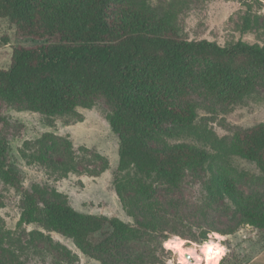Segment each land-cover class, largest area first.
Listing matches in <instances>:
<instances>
[{
    "label": "trees",
    "instance_id": "1",
    "mask_svg": "<svg viewBox=\"0 0 264 264\" xmlns=\"http://www.w3.org/2000/svg\"><path fill=\"white\" fill-rule=\"evenodd\" d=\"M1 20L13 31L14 43L9 65L0 68V103L25 105L31 113L52 118L104 101L119 141V170L133 169L172 191L180 189L186 172L194 174L212 158L186 143L163 150L147 143L156 135L173 136L192 127L196 104L191 85L230 106L264 81V45L186 40L138 0H0ZM9 41L3 36L0 44ZM37 144L38 163L56 171L75 170L68 142L45 136ZM7 149L0 129V179L21 195L19 225L42 226L79 250L96 253L128 242L137 228L146 229L77 212L38 186L21 190ZM220 149L222 156L253 163L264 179V123L235 134ZM208 191L211 202L227 198L239 208L242 226L264 232V204L245 206L232 184L218 175ZM46 240L42 236L45 245ZM0 264L11 263L0 258Z\"/></svg>",
    "mask_w": 264,
    "mask_h": 264
},
{
    "label": "rangeland",
    "instance_id": "2",
    "mask_svg": "<svg viewBox=\"0 0 264 264\" xmlns=\"http://www.w3.org/2000/svg\"><path fill=\"white\" fill-rule=\"evenodd\" d=\"M138 1L168 20L186 40H207L220 46L238 41L264 45V0ZM3 36L10 41L0 44V68L9 65L14 43L13 31L1 20L0 41ZM191 94L196 104L192 127L147 141L156 150L186 143L211 154L203 168L185 173L176 191L133 169L119 170V141L110 128V111L104 101L98 99L90 107L79 106L52 118L31 113L25 105L0 103L7 162L17 170L21 190L38 186L48 198L58 195L77 212L146 228H137L134 238L103 253L79 250L54 231L19 225L21 195L0 179V258L11 264H181L177 247L182 243L186 249L200 251L204 244L215 242L225 253L219 264H264V232L242 226L239 208L227 198L211 202L208 191L212 177L218 175L232 184L245 206L264 204L260 171L239 157L222 156L220 149L235 134L264 123V81L230 106L196 85H191ZM45 136L70 144L75 170L56 171L38 163L37 142ZM141 185L152 190L142 191Z\"/></svg>",
    "mask_w": 264,
    "mask_h": 264
},
{
    "label": "bare ground",
    "instance_id": "3",
    "mask_svg": "<svg viewBox=\"0 0 264 264\" xmlns=\"http://www.w3.org/2000/svg\"><path fill=\"white\" fill-rule=\"evenodd\" d=\"M177 248L181 264H219V260L225 255L224 249L215 242L204 244L200 251L196 248L186 249L183 243Z\"/></svg>",
    "mask_w": 264,
    "mask_h": 264
}]
</instances>
